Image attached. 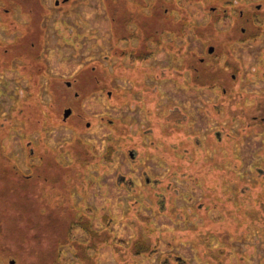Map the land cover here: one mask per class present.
<instances>
[{
	"label": "rangeland",
	"instance_id": "obj_1",
	"mask_svg": "<svg viewBox=\"0 0 264 264\" xmlns=\"http://www.w3.org/2000/svg\"><path fill=\"white\" fill-rule=\"evenodd\" d=\"M232 1L243 6V2L264 0H0V173L6 172L3 183L0 180L1 244L16 247L15 240L32 233L34 221L61 226L59 209L65 203L77 209L86 203L94 228L103 233L89 251L92 264H164L168 258L182 264H212L200 256L207 248L203 237L211 247L224 243L225 257L221 256L226 263L264 264L262 203L253 205L258 217L248 224L241 223L239 209L234 208L240 196L254 198L259 191L264 203V162L259 160L264 153V130H241L240 145H228L226 140L224 158L210 130L204 128L202 114L196 112L206 88L183 79L174 85L168 78L170 64L180 52L193 50L191 56L197 58L207 47L206 39L216 41L228 27L227 17L208 28L209 10L218 4L230 10ZM256 21L263 25L264 18ZM255 32V38L235 43L231 50L240 62L243 81L239 86L264 93V78L252 72V67L261 65L264 29ZM68 81H73L71 87L66 86ZM141 84L154 94L155 109L173 104L193 115L188 131L203 141L201 155L192 151L188 158L179 159L180 154L172 155L165 142L164 150L158 147V152H146L143 142L137 145L145 152L142 169L132 168L124 143L139 141L132 135H137L138 123H147L144 103L138 106ZM65 102L72 105L74 114L62 123L58 113ZM30 109L35 112L33 127L27 124ZM128 115L134 119L129 139L122 130L129 124ZM237 123L228 129L235 137H239ZM36 134L45 144L34 143L31 161L39 164L31 171L28 143L32 145L30 139ZM79 139L95 156L83 164L86 171H77L75 182L64 172L79 168L72 147ZM171 140L167 142L173 144ZM109 144L115 148L106 162L103 157ZM238 156L245 160L234 162L232 158ZM143 170L160 181L164 193L156 200L150 185L142 183ZM117 174L126 176V182H118ZM137 196V208L122 204ZM30 201L38 207L29 206ZM246 201L248 210L253 206ZM18 205L28 209L24 220H19L21 231L17 225L20 214L15 211ZM39 210L46 212L41 215ZM140 227L160 235L151 238L157 239L160 252L165 251L162 257L158 253L135 256L128 250ZM51 228L46 230L52 247L56 233ZM74 233L84 237L80 229ZM31 248L42 261L50 252L38 243ZM10 255V250H0V264L10 260L15 264Z\"/></svg>",
	"mask_w": 264,
	"mask_h": 264
},
{
	"label": "flooded vegetation",
	"instance_id": "obj_2",
	"mask_svg": "<svg viewBox=\"0 0 264 264\" xmlns=\"http://www.w3.org/2000/svg\"><path fill=\"white\" fill-rule=\"evenodd\" d=\"M232 2L234 4H231L232 8H230V10L224 7V4H218L210 7L209 11L211 18L212 13L215 12L217 13L219 20H223L224 18L228 17L230 21L228 27L221 30L217 40L210 41V39L207 38V47L203 53L201 52L197 56V58H192L191 55H195V51L193 50L187 54L180 52L179 57L177 59L174 58L173 63L170 64L168 75V78L172 80L174 85H177L181 81L180 79H183L182 81L185 83L190 82L191 84L194 83L196 85L202 86V88H206L204 99L201 98L202 106L201 108H198L196 112L202 114L201 117L203 119L204 128L206 130H210V138L214 144L219 147L218 151H221L222 149L223 156L225 152L224 145H226V140H229L228 145L231 142L235 145H240L239 138L243 135L241 130L247 131L255 129L256 127L259 128L258 130H264V93L258 91H247L239 86L240 82L243 81V79L240 77V62H238L239 60L233 54V50H231V46L235 43H240L242 40L246 41L248 39L255 38L253 34L255 30L250 28L251 25H257V27H260L259 30L262 28L264 29V23L261 25L256 21L257 17L264 18V1L259 3L255 1L248 3L243 2V6L236 4V1ZM207 26L208 28H212V24L210 22ZM246 31H249L248 34ZM260 59V67H252V72L255 74L260 73L261 77L264 78V53L263 55L261 53ZM178 60H180V63H178ZM72 82L73 81L66 82V86L71 87ZM257 83L255 82V84ZM142 85L144 84H141V87L137 90L142 96L138 106H140V104L143 105L144 103L143 113L146 117L147 123L142 124L141 126V123H138V133L137 135H132L133 137L138 136L137 139L139 141L136 142V140H134L133 142L129 143L125 140L124 143L128 145L126 149L128 155L127 157L132 168L138 166V168H140L139 170L142 169L140 160L144 157L145 152L141 151L137 145L142 144L143 142L147 147L146 152H151L152 150H154V152H158V147L164 150L165 147H163L162 144L165 142L167 149L172 153V155L173 153L177 155L178 153L180 154L178 155L179 159L181 157L188 158L192 151H195L197 154L201 155V152H203L205 147L203 141L196 135V137H193L188 131V129L191 128L188 121L193 119V115L191 113L187 114L185 112H181V109L173 104H165L163 107H157L155 109L154 106L157 105V102L155 100L154 94H151L152 91H149V89H146L145 86ZM256 87L258 86L256 85ZM78 95L79 93L76 92L74 96ZM107 95L110 97L111 92L108 91ZM189 96L190 95L186 97ZM148 101L151 102L150 105L147 104ZM65 109L70 110L67 116L64 115ZM58 114L61 116V118H59L61 119L62 123H65L67 118L74 114V109L72 105L68 104V102H65L60 109V113ZM34 117L35 112L30 109L27 114V119L30 120L27 122V124L30 127L34 126ZM127 118L129 120V124L127 127L122 128V130L126 131L125 135L127 139H129L128 135L132 132V124L130 122H133L134 119H132L129 115ZM234 122H239V125L237 123L239 126L237 129L239 137L236 136L237 138L234 136L236 134L231 135L229 133V126H231V124ZM178 129H182V133H179ZM168 139L174 140V143H168ZM30 142L32 145L30 146L28 143L30 156L28 159L29 162L27 161V164L31 171H34L36 170V166L38 168L39 164L38 163L36 165L33 161H31L32 158L35 157L34 143L36 142L41 144V142H43L45 144V142L44 140L42 141V138L37 134L36 138L30 139ZM74 145L75 143L72 145L74 149L73 159L76 163H79L80 157L75 152L76 149ZM238 151H240V149H238ZM226 153L230 155L228 150H226ZM156 154L157 153H154V155ZM263 154L264 153L262 150V152L259 154V160L262 162H264ZM39 157V159H43L42 156ZM238 158L243 157H234L232 160L235 162L238 160ZM243 159L245 160V158ZM222 161H224V159ZM171 166H175V164L171 163ZM77 171L75 168H73L72 171H69V175L73 177L75 182L78 181L76 178L78 174ZM140 177L143 184L147 186L150 185V190L154 194V198H152L153 200H156L157 197L162 196L164 191L161 186H159L160 181L155 179L157 176L154 173L149 175L143 170L140 171ZM116 178L118 182H126V176L122 174H117ZM164 189L167 190L166 186ZM244 196L245 200L249 199L248 196L242 195L239 198V202ZM138 203L139 196L134 198L132 202H122L126 208H137ZM160 203V207H162V201H160ZM219 237L222 242H224V233H221ZM223 245L224 243L219 246L222 253H224ZM172 263L173 262L171 258H168V260L164 261V264ZM179 264H182L181 261Z\"/></svg>",
	"mask_w": 264,
	"mask_h": 264
},
{
	"label": "trees",
	"instance_id": "obj_3",
	"mask_svg": "<svg viewBox=\"0 0 264 264\" xmlns=\"http://www.w3.org/2000/svg\"><path fill=\"white\" fill-rule=\"evenodd\" d=\"M119 12L123 13L122 11H119ZM217 20H218L217 13L213 12L212 18L210 17L209 22L214 26ZM179 21L182 24V22H184V19L180 18ZM250 28L257 31L259 30L260 27H257V25L254 24V25H251ZM193 29L195 28L193 27ZM248 32L249 31H246L247 34ZM255 33L256 32L253 33L254 36H255ZM74 147L76 149L75 152L80 157L79 168H78V170H80L79 171V174H80L81 171H86L87 169V167H85L83 164L86 163L88 160H92L93 156H95V153L91 150H88L85 141H83L82 139L77 140V142H75ZM114 148L115 146L111 144L107 145L105 153H104L105 157H103L104 159H106V162H108V160L111 159L110 157L113 153ZM75 169L77 171V168ZM69 171H72V167H69ZM69 171L64 172V173L65 174L69 173ZM254 172H256V170H254ZM14 173L17 174V172L15 171ZM11 174L12 175L10 177L13 178V169H11ZM5 176H6L5 171L0 173V180H2V183H3ZM19 176L22 179L24 178L23 174L19 173ZM230 185L232 186V190H233L234 186L231 184V182H230ZM8 188L11 189V187L9 186ZM245 194H248V193H245ZM261 194H262V191H259V193H257V195L254 198L251 197L247 199L248 203L250 205L252 204L253 206L257 204L258 202H260V204L262 203L263 208H264V203L261 201V197H260ZM244 198L245 196L241 198L239 205H236L234 203L233 204L235 206L234 207L235 210L239 209V213L241 214L240 215L241 218L239 219H241V223L246 222L248 224L250 220L256 219L258 215L255 212L256 208L254 206L252 208H249L248 210L247 208H245L244 204H246L247 201ZM25 201H29V200H25ZM29 206H32L33 208L38 207V205H35V203H32L31 201H30ZM85 206H87L86 203L82 206L81 209L79 208L77 209V207L70 206L69 204L65 203L64 207L61 210L59 209V211L61 212L60 214L62 215V220H63V223L61 224V226L54 227L56 225V222L55 224H52L51 222L43 224L40 221H37V222L34 221L33 227H32V233L30 235H23L21 238L19 237V240L18 239L15 240L14 243L17 245L16 247L11 246L9 242L5 244L4 243L1 244L0 242V250H10L12 252V255L10 256H12L11 258L14 257L15 264H39L40 262H45V264H92V262H90L91 257H90L89 251L93 249L92 247L93 242L97 241L103 233H101V230L94 228L92 224L93 215L90 214V211L92 213V210L88 206L84 209ZM78 210L79 211L81 210L82 213L76 214ZM15 211L20 214V216H18L17 225H19V231H21L20 230L21 225L19 223V220L21 221L24 220V215H26V213L28 212V209L25 205H18L15 208ZM40 211L41 210H39V213ZM49 211H53V210L50 209ZM42 212L45 213L46 211H42ZM42 212L40 214L44 215V213L42 214ZM50 227H52L51 230H53L56 233V236H55L56 240L52 247L50 246L53 241L52 237L49 231L46 230V229H49ZM79 229L82 230L84 234L83 238H80L74 233L75 230H79ZM154 232L155 231H153L152 229H147L143 227L138 228L135 231V236L130 240V243L131 242L132 243L128 245L129 246L128 250H130L132 254L135 256H141V255L142 256L143 255L152 256L153 254L158 253L159 254L158 256L162 257L165 251L160 252L159 247L157 245L158 243H155L157 242V239L158 237H160V235H158L157 232L155 233ZM151 236L157 238L155 242L153 241ZM200 239L204 243V246L207 247L204 249L205 253H202V255H200L204 260H208L209 263H212V264H230L229 262L226 263L222 259L221 254H223V256L225 257V252L222 253L220 251L219 246L211 247L207 242H205L204 237ZM42 241H45L47 243L43 244ZM35 243H38L42 247L47 248V250H50V252L43 259V261L41 260L40 257H38V255H36V253L30 252V250H32L31 246ZM18 252L20 253V255H18ZM18 256L22 257L21 261L19 260L20 258H18ZM2 259L5 260L4 256L2 257ZM16 260H18L17 263H16ZM172 262H174L172 264L180 263V261L179 262L175 261L173 260V258H172ZM5 264L7 263L5 262ZM237 264H244V263L237 262Z\"/></svg>",
	"mask_w": 264,
	"mask_h": 264
},
{
	"label": "water",
	"instance_id": "obj_4",
	"mask_svg": "<svg viewBox=\"0 0 264 264\" xmlns=\"http://www.w3.org/2000/svg\"><path fill=\"white\" fill-rule=\"evenodd\" d=\"M69 112H70L69 109H65V111H64V115L67 116V115L69 114ZM88 124H89V123H87V125H88ZM13 263H14L13 260H10V261H9V264H13Z\"/></svg>",
	"mask_w": 264,
	"mask_h": 264
}]
</instances>
